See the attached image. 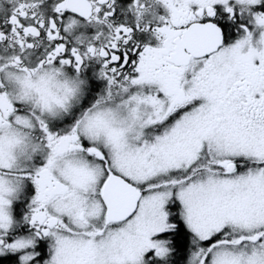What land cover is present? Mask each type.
<instances>
[{"label": "snow or ice", "instance_id": "obj_1", "mask_svg": "<svg viewBox=\"0 0 264 264\" xmlns=\"http://www.w3.org/2000/svg\"><path fill=\"white\" fill-rule=\"evenodd\" d=\"M0 264H264V0H0Z\"/></svg>", "mask_w": 264, "mask_h": 264}]
</instances>
